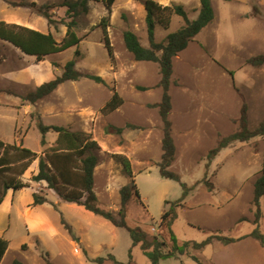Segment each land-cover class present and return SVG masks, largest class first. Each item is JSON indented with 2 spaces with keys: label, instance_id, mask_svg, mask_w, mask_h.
Wrapping results in <instances>:
<instances>
[{
  "label": "rangeland",
  "instance_id": "obj_1",
  "mask_svg": "<svg viewBox=\"0 0 264 264\" xmlns=\"http://www.w3.org/2000/svg\"><path fill=\"white\" fill-rule=\"evenodd\" d=\"M76 1L80 0H0V20L46 31L47 20L36 8L21 3L47 6L56 21L55 27L49 26L50 32L61 42L67 31L64 24L72 20L63 5ZM142 1L117 0L110 12L104 0L79 3L74 30L82 38L81 44L42 62L0 40V140L42 156L55 146L57 134L49 132L47 145L42 146L39 122L88 134L100 146L94 153L99 159L95 192L101 208L116 209V212L119 209V191L129 179L112 154H123L132 164L141 197H133L128 204L126 223L130 228L140 229L149 239L157 237L165 241L167 250L175 245L171 237L178 245L202 243L212 235L237 240L229 245L214 241L201 251L191 250L178 258L161 260L159 264H198L192 260L193 256L204 264H264V247L250 237L255 228V211L251 205L254 183L264 171V137L235 142L211 163L207 161V155L222 138L239 130L244 104L248 109L249 129L254 130L264 119V65L247 64L249 58L264 54V0H212L214 20L173 60L170 120L176 156L169 170L178 174L181 182L191 189L186 197L180 183L163 179L159 173L163 125L158 109L152 107L162 99L159 67L152 62L136 61L123 39V33L130 30L142 45L149 46ZM164 2H168L167 6L182 5L191 20L197 18L199 0ZM103 19L109 25L114 61L104 43ZM183 25L181 17L173 16L167 30L156 27L155 41L165 42L169 34ZM77 49L82 56L77 59L76 69L84 75L102 77L105 84L81 78L65 82L34 104L23 100L39 85L60 75L65 64L75 59ZM37 69L39 75L35 73ZM113 89L124 104L119 111L108 113L103 108L112 97ZM127 124L136 128H127ZM112 127L124 128L123 134L108 133ZM37 172L38 160L20 178L33 191L47 194L48 201L42 209L55 227L59 228L61 218L72 223L71 244L60 237L55 240L42 235L45 237L42 246L35 237L37 233L29 234L30 219L24 206L31 198V191L9 190L17 194L10 227L4 236L9 247L0 264H12L14 260L46 264L47 258L53 264H99L94 261L97 258H103V264H115L110 256L121 264H152L141 245L133 246L127 229L117 228L97 216L86 218L72 214L63 205L58 207L55 192L45 182L31 180ZM16 174L9 173L4 178ZM4 178H0V195ZM17 198L21 199L20 203ZM172 208V224L162 227V214ZM261 210L260 230L264 234V197ZM40 217L32 214V220L39 226ZM82 225L87 236L78 244L76 240L85 234L80 229Z\"/></svg>",
  "mask_w": 264,
  "mask_h": 264
},
{
  "label": "trees",
  "instance_id": "obj_2",
  "mask_svg": "<svg viewBox=\"0 0 264 264\" xmlns=\"http://www.w3.org/2000/svg\"><path fill=\"white\" fill-rule=\"evenodd\" d=\"M87 0L76 1L73 4L66 3L67 13L72 15V20L65 23L67 28L66 35L61 42H58L52 32L42 33L25 26L17 24H8L0 20V40L7 42L19 49L24 55L34 57L37 62L44 61L47 57L62 53L72 47H79L82 42L74 30V15L77 13V7L86 5ZM117 0H104L106 9L110 12ZM231 1V0H225ZM145 9V25L148 35L149 46L142 45L140 38L130 30L123 33V39L127 50L134 56L136 61L152 62L158 65L160 82L159 87L162 89V99L160 103L155 104L154 108L158 113L163 125L162 138V157L158 164L160 177L167 180H173L181 184L184 194L188 196L189 189L186 184L181 182V177L170 171L169 168L175 161L176 145L173 138L172 122L170 120L173 108L170 88L173 76V60L181 52L185 51L190 42L201 33L215 17L212 0H200V7L197 18L191 20L187 11L182 5L163 6L153 0H143ZM25 7L37 9L40 16L44 17L49 26H56V21L47 6L38 7L36 4L21 3ZM179 16L182 18L184 25L176 32L167 36L166 41L157 43L155 41V29L159 25L164 29L170 27L172 17ZM102 32L105 46L108 50L111 61H114V47L111 43L107 20H102ZM82 56L79 49L75 52V59L68 61L60 75L54 79L39 85L33 92L23 97V100L31 104L51 95L62 84L68 81H78L81 78H88L98 84H105L100 76L84 75L76 69L77 59ZM247 64L253 67L264 65V54L251 57ZM146 91V88H139ZM113 95L106 103L103 110L108 113L117 111L123 104L124 100L120 94L113 89ZM127 128H136L134 125L127 124ZM38 128L42 134L41 144L47 145L46 135L49 132H55L57 138L55 146L48 148L43 155H39L23 146L16 144H6L0 140V178L6 174L17 172L16 175L10 176L4 180L3 192L0 195V204L3 202L6 192H14L22 189H29L31 185L23 182L22 177L31 167L32 163L38 160V172L32 176V181L37 183L45 182L49 190L54 191L63 201L75 203L93 215L103 218L117 228L128 230L133 246L141 245L144 255L152 262L159 264L161 260L168 258H178L181 255L189 253L191 250L201 251L214 241H219L223 245L235 243L237 240L221 235H212L202 243L182 242L178 245L177 241L171 237L175 244L172 249L167 250V243L159 241L157 237L149 239L148 235L140 229L130 228L126 223L127 207L133 197L140 199V193L135 182V176L132 170V164L128 157L123 154H112V158L123 167V171L129 179V183L123 186L120 191V206L118 211L101 208L98 204V197L94 191L95 170L98 165V156L94 151L100 150L97 141L93 140L90 135L83 132L69 130L63 126L45 125L38 123ZM124 128L112 127L108 133H115L121 136ZM256 137H264V119L254 129L248 127V109L244 104L241 109L239 118V130L232 135L222 138L217 146L207 155L208 163H211L215 157L224 149L228 148L235 142H247ZM264 197V171L254 183V193L252 207L255 211L254 231L250 235L264 247V234L260 230V220L262 218L261 200ZM47 194L43 192L33 194V207L42 206L47 203ZM174 220L173 208L164 212L160 224L162 227H169ZM64 228L72 234V228L67 224L64 218H61ZM9 247L8 241L0 237V263L5 256ZM110 259L115 264H121L114 256ZM192 260L198 264H204L198 257L193 256ZM103 264V258L94 260ZM12 264H24L20 260H14ZM46 264H53L48 258Z\"/></svg>",
  "mask_w": 264,
  "mask_h": 264
},
{
  "label": "crops",
  "instance_id": "obj_3",
  "mask_svg": "<svg viewBox=\"0 0 264 264\" xmlns=\"http://www.w3.org/2000/svg\"><path fill=\"white\" fill-rule=\"evenodd\" d=\"M157 3H159V4L163 5V6H167L168 5V2H164V0L157 1ZM198 7H199V4H198ZM8 24H10V23H8ZM41 25L45 26L44 24H41ZM25 27L33 29V30H36V31H39V32H42V33H48L49 31H51L49 29V26H48V30H46V31L40 30L39 28H37L35 26H31V25H29V26L25 25ZM35 73H36V75H39L38 69L35 71ZM21 180L23 182H25L23 178ZM32 189L33 188L30 187L29 189H22L20 191L30 190L31 191L30 192V197L32 198L33 194L35 193V191H33ZM94 191H95V185H94ZM16 194L17 193H13L12 191L8 190L6 192V195L4 197L3 202L0 204V237H2V238H4V236H5V230L10 227L11 214H12L14 206H15ZM53 194L56 196L55 204L58 207H61L62 205L66 206L68 208V210L70 211V213H72V214H81L82 217H86V218H89V217L91 218V217L95 216L92 213L86 211L84 209V207L79 206V205H77L75 203L65 202L56 193H53ZM96 195H97V193H96ZM97 197H98V195H97ZM31 198L29 199V201L24 206L25 207V214H27L28 218L30 219V220H28L29 234L37 233L38 235H36L35 237L39 239V241H40L42 246H43V243L45 241V239H44L45 237H43L42 235H48V237L50 239H55V240H57L60 237L62 239V241H65L67 244H71L73 236H72V234H70L64 228V226L61 223V219L59 221V224H60L59 228L55 227L51 223V219L49 218V216L46 213V211L44 209H42V206H37V207H33L32 206L33 199H31ZM17 200H18V203H20L21 199L17 198ZM114 210H116V209H114ZM32 214H38V216L41 215L40 218H41L42 224L40 226L37 225V222L32 220ZM66 219H67V217H66ZM101 219H103V218H101ZM66 222H67V224H69V226H71V228L73 230L74 226L72 225V223L70 221H68V220H66ZM80 229L83 232H85V234L81 235V237H79L76 240V242L78 244H81L83 242V238H85L87 236L86 229H85V227L83 225L80 226ZM84 251H86V249H84Z\"/></svg>",
  "mask_w": 264,
  "mask_h": 264
},
{
  "label": "built area",
  "instance_id": "obj_4",
  "mask_svg": "<svg viewBox=\"0 0 264 264\" xmlns=\"http://www.w3.org/2000/svg\"><path fill=\"white\" fill-rule=\"evenodd\" d=\"M153 231H155V230L153 229Z\"/></svg>",
  "mask_w": 264,
  "mask_h": 264
}]
</instances>
